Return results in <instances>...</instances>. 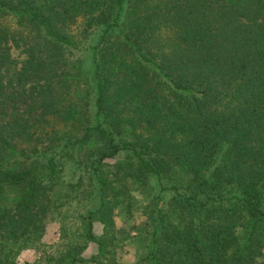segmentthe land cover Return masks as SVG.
<instances>
[{
	"label": "trees",
	"instance_id": "trees-1",
	"mask_svg": "<svg viewBox=\"0 0 264 264\" xmlns=\"http://www.w3.org/2000/svg\"><path fill=\"white\" fill-rule=\"evenodd\" d=\"M263 254L264 0H0V264Z\"/></svg>",
	"mask_w": 264,
	"mask_h": 264
},
{
	"label": "rangeland",
	"instance_id": "rangeland-1",
	"mask_svg": "<svg viewBox=\"0 0 264 264\" xmlns=\"http://www.w3.org/2000/svg\"><path fill=\"white\" fill-rule=\"evenodd\" d=\"M4 22L8 23L9 26L13 27L15 24L13 23L11 18H5ZM11 53L16 57L19 58L23 55V53L20 51L19 47H11ZM149 184V183H148ZM93 229L94 232L97 234L100 231V223L96 219L93 221ZM57 238V222L55 221H47L44 226V231L42 234V241L45 243H52ZM94 250V245L90 244L89 247L85 251V255H88L91 251ZM37 252L35 250L27 249L22 252V255L28 258H33ZM261 262L264 264V254L260 257Z\"/></svg>",
	"mask_w": 264,
	"mask_h": 264
}]
</instances>
